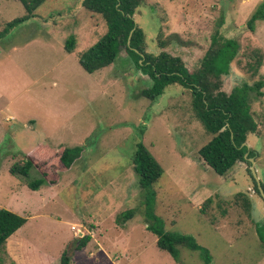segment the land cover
Instances as JSON below:
<instances>
[{"label":"rangeland","instance_id":"obj_1","mask_svg":"<svg viewBox=\"0 0 264 264\" xmlns=\"http://www.w3.org/2000/svg\"><path fill=\"white\" fill-rule=\"evenodd\" d=\"M82 1L45 0L34 16L0 37V207L26 218L0 247V264H61L64 254L69 264H204L198 250L183 246L173 259L146 228L131 163L138 141L163 168L152 185L153 212L166 230L192 235L209 250L210 264H264L255 232V224L264 220V200L255 190L250 163L237 161L224 175L205 164L198 150L211 134L192 109L190 91L171 83L154 100L142 96L151 81L123 47L108 66L85 71L78 54L105 32L106 24ZM262 2L143 0L134 19L147 52L179 56L190 72L216 30L237 40L239 52L221 86L230 92L264 77V58L256 77L245 68L253 49L264 55V20L256 21L254 31L246 23ZM24 14L19 0H0V30ZM68 37L75 39L71 52L64 47ZM261 91L259 98L249 96L257 130L245 143L264 183V82ZM40 145L42 150L62 145L84 150L70 169L52 171L53 178L59 175L56 184L31 189L9 168ZM39 176L32 167L28 178ZM239 192L248 197V209ZM132 207L134 216L116 225V215ZM84 234L90 239L77 249Z\"/></svg>","mask_w":264,"mask_h":264},{"label":"trees","instance_id":"obj_2","mask_svg":"<svg viewBox=\"0 0 264 264\" xmlns=\"http://www.w3.org/2000/svg\"><path fill=\"white\" fill-rule=\"evenodd\" d=\"M19 1L25 14L8 21L0 30V37L7 34L16 23L34 16V10L45 0ZM142 1L83 0V7L103 17L106 30L92 45L78 54V63L85 71L92 73L114 62L123 47L135 67L151 81L149 86L141 90L142 96L154 100L171 83H178L190 91L192 109L205 131L211 134V138L198 150L205 164L219 175H224L237 161L249 164L247 157H254V152L242 143L246 142L249 133L257 130V123L250 114L249 96L254 93L257 98L261 97L264 77L260 76L252 84L244 82L235 85L230 92L221 89L223 76L230 72V64L239 52V43L234 38L223 36L219 30L213 33L198 68L192 72L179 56L165 50L158 53L147 52L144 48V32L134 19V12ZM259 20H264V2L256 7L247 20L248 29L254 31L255 23ZM74 45V37L65 40L64 47L68 52L74 49ZM249 58L251 60L246 63L245 68L252 77H256L263 64L264 55L256 48L251 51ZM42 149L41 145L36 147L26 153L21 163L15 162L9 168L12 175L24 178L31 189H37L41 184H56L59 175L53 178L52 171L56 173L70 169L84 150L79 145ZM246 152L247 157L244 156ZM131 163L142 193L144 223L156 235V246L168 252L175 260L179 258L180 246L198 250L204 264H210L211 255L207 248L200 246L192 235L166 230L163 220L154 214L155 191L152 185L161 176L163 168L143 142L134 144ZM32 167L40 170V176L30 180L28 177ZM254 185L259 193L256 182ZM261 185L264 190V183L261 182ZM236 195L243 196L248 209V197L240 192ZM210 201V197L204 201L202 211ZM134 214L133 207L119 212L115 217V224L124 225ZM25 221V217L0 207V247ZM255 232L264 248V220L255 224ZM89 234L93 235L92 232ZM89 239L90 236L84 234L78 240L76 248L85 246ZM61 264H69L66 254L61 257Z\"/></svg>","mask_w":264,"mask_h":264},{"label":"water","instance_id":"obj_3","mask_svg":"<svg viewBox=\"0 0 264 264\" xmlns=\"http://www.w3.org/2000/svg\"><path fill=\"white\" fill-rule=\"evenodd\" d=\"M132 31V30H131ZM131 33V32H130ZM129 38H130V35L128 37V40L127 42L129 43ZM242 145H246V143H242ZM245 157H247V152L245 153L244 155ZM248 161L250 162V172H251V175L253 176L255 182H256V185H257V188L259 190V194L260 196L262 197V199L264 200V190H263V187L261 185V181L260 179L258 178L257 174H256V169H255V159L254 157H247ZM82 237V235H81Z\"/></svg>","mask_w":264,"mask_h":264},{"label":"crops","instance_id":"obj_4","mask_svg":"<svg viewBox=\"0 0 264 264\" xmlns=\"http://www.w3.org/2000/svg\"><path fill=\"white\" fill-rule=\"evenodd\" d=\"M28 153V152H27ZM6 188H8L10 191H12L13 189H12V185L11 184H8V186H6ZM73 226H75V225H73ZM127 226V225H126ZM72 228V227H71ZM76 228V227H75ZM72 229H74V228H72ZM99 232L100 231H102V232H105V231H103V230H101V229H99V227H97L96 228ZM119 229V231H121L122 230V228H118ZM75 230V229H74ZM124 231H126V230H124ZM102 234V236L104 235V233H101Z\"/></svg>","mask_w":264,"mask_h":264},{"label":"built area","instance_id":"obj_5","mask_svg":"<svg viewBox=\"0 0 264 264\" xmlns=\"http://www.w3.org/2000/svg\"><path fill=\"white\" fill-rule=\"evenodd\" d=\"M72 228H74L75 230H80V228H75V226H72Z\"/></svg>","mask_w":264,"mask_h":264}]
</instances>
